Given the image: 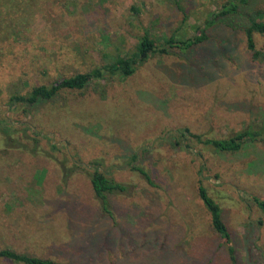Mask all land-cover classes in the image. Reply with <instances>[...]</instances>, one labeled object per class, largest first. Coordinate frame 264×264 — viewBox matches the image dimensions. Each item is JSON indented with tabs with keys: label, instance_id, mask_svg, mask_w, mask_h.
<instances>
[{
	"label": "rangeland",
	"instance_id": "374dc122",
	"mask_svg": "<svg viewBox=\"0 0 264 264\" xmlns=\"http://www.w3.org/2000/svg\"><path fill=\"white\" fill-rule=\"evenodd\" d=\"M229 1L57 0L36 15L29 40L0 42V249L65 264H264V217L251 200L264 199V145L216 152L180 135L187 127L223 138L264 119V59L251 58L242 29L216 22L201 43L152 54L126 78L63 90L29 109L9 103L18 79L24 93L88 71L133 51L144 31L158 43L176 29L193 37ZM247 6L264 10V0ZM254 42L264 53V35ZM94 160L127 187L111 197L113 218L90 186ZM199 180L220 205L234 260Z\"/></svg>",
	"mask_w": 264,
	"mask_h": 264
},
{
	"label": "trees",
	"instance_id": "16d2710c",
	"mask_svg": "<svg viewBox=\"0 0 264 264\" xmlns=\"http://www.w3.org/2000/svg\"><path fill=\"white\" fill-rule=\"evenodd\" d=\"M55 1L57 0H0V42L29 40L32 36V24L36 19V15L39 14L40 17L45 18L44 8ZM173 1L180 7L178 0ZM247 4L248 0H230L223 5L220 11L212 13L205 20L204 25L196 29L193 37L178 38V29H176L169 36L164 37L162 43H158V40L151 36L148 31H144L138 37L133 51L125 54L118 53L110 62L96 65L88 71L60 77L49 84L32 85L24 93L21 90L27 85V81L26 79H18L12 84L13 91L10 93L9 103L13 106L23 105L29 109L40 102L53 100L63 90H82L91 82L105 80L108 79L107 77L112 76L126 78L132 75L137 67L152 54H171L172 48H176L182 53L201 43L207 39V28L216 22L226 23L234 29H242L251 58L263 60L264 53L255 48L254 34L264 35V19H262L264 10H251ZM2 132L4 135L9 133L7 128H2ZM180 135L190 136L197 142L210 146L216 152H236L248 142H260L264 145V119L261 120L258 126L249 124L234 134L223 138H203L201 134L193 133L187 127L181 129ZM91 163L94 168L88 171V177L93 195L97 200L100 212L109 218H113L111 197L125 192L127 187L105 172L100 171L96 160ZM133 169L138 171L148 184L154 185V181L144 168L135 165ZM197 194L210 215L213 230L218 233L221 244L227 249L231 259L234 260L235 255L230 231L223 219L220 205L208 193L201 180L198 182ZM251 200L264 217V199L252 195ZM262 222L263 219L258 220V224H262ZM0 258L23 264H65L52 258L20 253L10 248H1Z\"/></svg>",
	"mask_w": 264,
	"mask_h": 264
}]
</instances>
